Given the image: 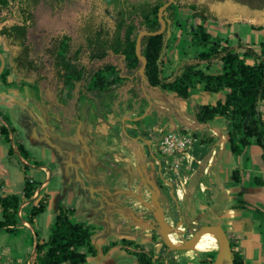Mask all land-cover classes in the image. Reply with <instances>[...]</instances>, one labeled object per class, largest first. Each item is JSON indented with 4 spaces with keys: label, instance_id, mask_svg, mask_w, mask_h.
I'll use <instances>...</instances> for the list:
<instances>
[{
    "label": "rangeland",
    "instance_id": "obj_1",
    "mask_svg": "<svg viewBox=\"0 0 264 264\" xmlns=\"http://www.w3.org/2000/svg\"><path fill=\"white\" fill-rule=\"evenodd\" d=\"M190 3H194L198 8H203V14L207 17V20L204 21L200 17L193 16V10L185 6ZM35 13L51 21L55 20L61 27L69 28L70 26V32L73 33L75 43L77 44L83 40L84 25H88L90 28L104 25L110 30H113L115 27L114 10L112 6L106 5L103 0H65L60 5H56L54 2L48 0H41ZM170 14L172 18V20L169 19L170 33L166 36L165 50L161 57L163 61V66L161 65L163 76L174 77L175 74H179L184 61L194 63H198L199 61L198 67L206 69V62L199 60L197 55L199 52L207 50L210 44L199 45L194 40L193 31L198 23H203L205 30L212 35V39L215 42H220L221 46L229 44L241 51L242 48L251 46L259 51L260 42H264V4L260 8H256L239 0H178L174 4ZM19 15L16 3L5 9H1L0 25L10 24L19 20ZM42 31L48 32L46 28L41 27L38 28L35 36L39 37ZM239 46L242 47L239 48ZM1 48L7 57L9 63L7 65L10 67V72L7 77L9 84L0 83V90L6 91L19 100L25 101L36 117H39L38 119H45L48 124H51V122L53 124V121H51L54 119L53 116L49 114L50 111H48L47 106L37 100L36 92L31 86L35 80H41V77L36 72L17 68L14 62V57L19 51V42L0 35ZM40 57H42L41 61L43 62L40 67L41 69H45V66L48 65V62L44 60L46 57L43 55H40ZM80 58L81 63H83L84 73L81 79L76 78L72 82V85H70V92L73 96L76 95L80 87L82 88L88 83L91 74L104 63L117 65L121 69L120 73L128 74L127 76H129L128 78H124L123 76L124 79L120 80L109 96L102 101L98 97L92 98L95 95L93 96L90 91L88 94L90 98L81 100L78 113L80 121L78 120L77 136L83 135L89 141L91 146V161L94 163L99 161L93 168L105 185L111 188L133 189L136 193L142 195L145 200L149 201L150 191L147 187H143L144 183L141 185L131 144L129 142L121 143L122 140H127L121 128L123 119L126 121V126L132 130L130 132L139 135V138L144 134V138L149 139L150 144L151 142L154 143L152 149H155V151L153 150V153H156L158 159L164 160L162 162L159 161L163 165L164 177L175 181V185L177 186L181 184L179 181L183 174V181L186 182L185 176L188 173H193L196 169L195 164L191 160V150L193 148H200L202 151L199 153L208 156L212 160V163L220 157L223 145H219V150L214 152L212 145L195 142L188 150L187 160L190 169L187 170L183 163L184 157L180 161L181 163H178L177 158L163 152L161 147V141L166 134L171 131L183 133L187 131L184 129V125L190 124L192 113V110L187 107L189 103H192V106L195 108L197 103L212 102L216 97L211 93L209 95L202 94V84H197V88L189 97L180 98L171 92H163L159 87L148 86L147 82L141 84L138 70H134V74L133 72H128L123 58L119 54L108 52L102 56H95L92 53H83ZM245 60L247 63L254 62V58L252 57H246ZM220 70V61L213 60L208 71L216 73ZM22 81L26 84L21 87L20 83ZM46 92L50 94L48 90ZM204 93L206 92L204 91ZM147 95L150 97L152 103L147 114L142 117V121L134 124L125 118L126 116L143 114L149 106ZM183 100H185L184 103L182 102ZM6 102L5 97L0 95V108L6 109L11 113L15 125L18 129H21L18 133L19 139H25V147L31 155L30 163L35 164L34 160H37L38 164L46 166L53 172L55 166L51 162V148H48L44 143L38 142L34 144L25 136L26 131L24 130L26 127L24 125L25 122L21 119V115L27 112L26 108L21 105L20 113L11 101L8 100L7 104L9 105ZM259 109L264 111V101L259 102ZM82 115H85L84 121L87 128H83L82 126ZM219 121L221 122L220 124L225 125L222 123L224 119L221 120L219 118ZM169 128L171 129L170 131ZM116 129H118L119 135L115 133ZM167 130L168 132H166ZM161 132L162 135L159 134ZM77 136L75 131H73L67 137V141H75L74 143H77ZM112 141L118 145L113 151L109 152L106 146L111 144ZM145 143L146 141H142L141 145ZM3 149L7 150L8 145L3 142L0 136V164H3L7 169V174H0L4 186L1 192L21 195L24 182L27 178L41 183L46 181L43 187L44 191L50 195L49 204L46 211L35 218L33 223V227L38 232L41 240H47L49 237L55 215L60 206L73 208L74 214L77 210L80 211L81 214L78 212L77 216H72V219L75 221L82 222L84 218H88L83 209L87 204L83 201V205L80 206L78 198L73 197L70 191L66 189V181L63 182L64 180L54 176V173L49 178V170L41 167H23L22 161H20L16 154L10 157L11 160L8 162L7 152H4ZM228 154L230 155L227 158L228 165H226L220 178L224 184L232 185L230 176L232 169L235 168L233 165L237 159L229 150ZM165 159H167V162H165ZM156 163H158L157 160ZM164 164L170 167L171 170L169 168L165 170ZM205 164V173L208 175L210 169L208 167L209 162L208 165L207 163ZM257 164L255 166L257 168L253 170V173H242L244 192H246V196L250 201L246 209L241 210L237 214L232 209L227 211L226 208L222 214L219 212L217 215L223 221L222 227L227 232L233 248L241 250L249 264H264V219L260 218L256 212L257 208L264 211V185L258 186L253 180L255 176H258L264 182V168L261 169L264 164L260 162H257ZM152 167L154 166L152 165ZM152 167L150 171L154 172L155 175L156 172ZM1 171L2 168L0 166V173ZM182 172L184 173L182 174ZM148 180L151 184H155L152 175H149ZM203 185L204 183L201 181L198 185L199 191H204ZM176 191L178 194V190ZM229 191L231 190L226 192L228 193ZM215 194V190H212V199L215 197ZM161 195V203L165 206L168 216L172 219V224H175L180 215L183 218V223L181 224L183 226L182 232H180L179 228L173 230L176 236L175 243H182L184 241L182 239L179 241V234L182 238H187L194 228L202 224H209L211 219L208 216H204V214H199L198 209H194L191 202L178 198V205H174V201L172 199L168 200L169 196L164 191L161 192ZM114 199L122 205L129 206L135 213H140L139 219L141 221L136 222L129 219L118 209H114V206L111 208L110 205H105L106 219L104 222L107 221L109 225L107 231L106 225L102 224V222L94 221L91 218L85 219L94 228L93 243L97 247H102L109 239L121 241V238H125L139 243L144 248L151 246L157 255L163 249V253L167 258L168 256H173L176 259H185L183 261L184 264H203L201 261H205V264H213L215 258H213L212 252H217L216 249L203 251L196 247H191L186 250H171L162 242L158 227L155 226L156 222L153 221L152 216L149 214L151 211L148 210L146 205H143L136 197L126 193H118L114 195ZM227 202V205L232 203ZM213 208L214 206H212ZM85 209L87 210V208ZM144 211L148 215L147 222L141 219ZM1 217L2 211L0 209V219ZM241 217L243 218L241 219ZM214 219L215 221L216 219L220 220L218 217H215V213H212V222H214ZM32 232L33 229L21 219L16 224V232L10 233L1 229L0 264H33V257L28 262L34 246ZM210 237H212V241H209ZM163 244L166 246L165 248H163ZM195 245L202 247L218 246L215 235L210 231L204 232ZM88 260L89 263L87 264H138L136 256L126 253L119 247H116L106 259L88 256Z\"/></svg>",
    "mask_w": 264,
    "mask_h": 264
},
{
    "label": "trees",
    "instance_id": "obj_2",
    "mask_svg": "<svg viewBox=\"0 0 264 264\" xmlns=\"http://www.w3.org/2000/svg\"><path fill=\"white\" fill-rule=\"evenodd\" d=\"M107 4H114L116 14L115 27L113 30L100 26L89 29V35L86 37L89 47L93 49L94 55L102 56L108 49L115 53L123 55L127 67L132 71L140 66V61L135 53L136 35L139 29L146 28L154 31L160 28L158 19V10L167 0H141L139 2H129L128 0H105ZM178 1V0H175ZM253 7L260 8L264 0H239ZM39 0H0V10L16 3L18 12L25 18H32V6ZM176 3V2H175ZM171 3L166 12H170L175 4ZM193 10V16L200 17L204 21L207 17L203 15V8H198L195 4L185 5ZM262 28V27H258ZM26 25L14 24L12 26L0 27V35L12 38L19 42L25 41ZM194 40L199 45L210 44L208 49L198 53L197 58L206 62V69L199 68L200 64L188 62L182 64L181 72L170 79L169 76L162 75V59L158 60L163 49L165 32L156 35H145L142 38V53L147 59L145 75L148 86L159 87L163 92H171L176 96L187 98L197 88V84H202L205 92L216 96L214 100L195 105V117L201 123L214 122L215 118L224 119L225 127L223 131L226 135V146L234 155H240L244 148L251 144H256L262 149L264 162V111L259 109V102L264 101V42H260V50L254 47H244L241 50L235 49L232 45H220V42L213 40L212 35L205 30L203 23H198L193 31ZM242 46H239L241 48ZM2 51V50H0ZM62 63L66 62V54L62 56ZM254 58L253 63H247L245 58ZM213 60L220 61L221 70L213 73L209 72V66ZM15 61L25 70H30L31 60L28 57V50L25 47ZM67 66V65H66ZM80 71V70H79ZM79 71L72 73L75 78L81 77ZM10 67L6 64L0 74V82L9 84L7 77ZM79 75V76H78ZM124 78L120 75L116 66L106 63L98 68L91 76L87 84V89L92 92L94 97H99L100 101L108 97L116 84ZM26 83L22 81V87ZM32 86V85H31ZM35 88V87H33ZM86 94L82 95V99ZM3 116L12 126L15 137L16 149L21 155L31 161L29 150L25 147L15 127L12 125L8 116ZM137 123V121H131ZM219 125V124H217ZM0 136L3 142L8 145V157L15 156L14 150L10 145L9 130L7 126L0 121ZM202 142L213 143L212 137H204ZM23 167L29 165L21 162ZM35 164L38 161L34 160ZM232 186L242 184V175L239 167H235L231 173ZM254 183L258 186L264 185L262 178L255 176ZM41 182L27 178L24 182L22 195L15 193L0 192V209L2 217L0 219V230L7 232H16V224L19 219H24L33 225L34 219L46 211L49 204L50 195L41 190L38 197L25 204L18 214L19 207L24 200L34 196L37 187ZM3 182L0 180V191ZM243 193L238 192L242 197ZM248 203L242 198L232 207L236 209H245ZM74 209L60 206L55 215L51 232L47 240H41L38 232H32L33 236L38 237V243L33 255V264H87L88 255L95 256L97 248L93 243L95 232L92 225L82 221H73ZM260 218L264 219V211L256 209ZM178 229V227H176ZM169 238L172 241L173 235ZM231 243V242H230ZM121 244L126 250L136 256L138 264H181L173 256L164 255L163 249L157 255L150 246L144 248L135 241L123 238ZM115 241L102 247V251L107 252ZM132 247L134 249H128ZM166 246L163 244V248ZM234 258L232 264H249L243 252L233 248ZM124 248V247H122ZM217 252H212L213 258ZM167 258V259H166ZM205 264V261H201Z\"/></svg>",
    "mask_w": 264,
    "mask_h": 264
},
{
    "label": "flooded vegetation",
    "instance_id": "obj_3",
    "mask_svg": "<svg viewBox=\"0 0 264 264\" xmlns=\"http://www.w3.org/2000/svg\"><path fill=\"white\" fill-rule=\"evenodd\" d=\"M40 1L41 0H39L38 3H36L34 6L31 7L32 8L31 10L33 12L32 18H25L22 15H19V20L14 21L10 24L0 25V27L12 26L14 24L26 25L25 41L24 42L18 41L19 42V51L14 57V62L16 63L17 68H22L19 66L18 62L15 61V58L19 54H21V52L24 51V49L26 47L28 50V57L32 63L30 69L33 72H36L41 77V80H35L34 83H32L31 85H32V87H35L34 90L36 92L37 100L41 104H44L47 106L48 111H50L49 114L51 116H53V118H54L53 120H51V121H53V124L51 122L52 125L48 124L45 119L44 120L38 119V121L33 120V124H30L31 117L27 113H22L21 119L25 122L24 125L26 127L24 131H28V129L31 126H36L37 130L41 134L44 133L43 130H46L49 132L50 135L52 134L53 136H59L60 138L67 140V137L69 135H71V133L73 131H75L76 136L78 134L77 133V125H78V120L80 121V117L78 116V113L80 110L81 100H83L85 98H90L88 95L90 91L87 89L88 83H86L82 88L80 87V89H79V91H77L76 95L73 96L71 94L70 85H72V82L74 80H76L75 76H73L72 73H75L74 71L77 72L80 70L79 72H80V74L81 73L82 74H81V77H79L77 79L82 78L83 73H84V68H83V63H81L80 56L83 53H93V51H94L93 49H91V47H89L88 41L86 39V37L89 35V32H90L89 29L93 30L94 28H98V27L104 26V25H98V26L93 27V28L88 27V25H84L83 26L84 34L82 37L83 40L77 44V43H75L73 33L70 32V29H69L70 26H69V28L61 27V25L56 23L55 20L51 21L50 19L44 18V16H41L40 14L35 13V10H36L37 6L39 5ZM48 1L54 2L56 5H60L65 0H48ZM103 1L106 3V5L112 6V8L114 10V8H115L114 4H107V2L105 0H103ZM122 1H125V0H122ZM128 1L129 2H139L141 0H128ZM175 2L176 1H174V3ZM190 4H194V3H190ZM167 13L168 14L166 15V17L168 19L172 20L171 14H170L171 11L167 12ZM157 16H158V14H157ZM113 17H114V20H116L115 10H114ZM160 26H161V23H160ZM41 27L46 28V30L48 32L42 31L41 34L39 35V37L35 36L36 32L38 31V28H41ZM163 32H165V37H164V41H165L166 36H167V30H164ZM137 34H138V32H137ZM5 38H8V37H5ZM0 50H2V48ZM1 52L5 57V65L9 64L6 55L4 54L3 51H1ZM108 52L115 53L111 49H108L106 51V53H108ZM39 54L46 57V59L44 58V60H46L48 62L47 63L48 65L45 64L46 65L45 69H41V67H40V65L43 62L41 61L42 57H40ZM63 54H66V62L65 63L61 62V60H62L61 56ZM116 54H119V53H116ZM119 55H121V54H119ZM95 56H97V55H95ZM121 56L123 58L124 65L127 68L128 72H133L134 70L131 71L127 67L123 55H121ZM185 62L186 61H184L183 63H185ZM104 64H106V63H104ZM109 64H112V63H109ZM112 65L116 66V68L119 70V73H120L121 69L115 64H112ZM102 66H100V67H102ZM46 67H47V70H46ZM100 67H98V68H100ZM56 69H58V71H56ZM92 74H91V76H92ZM133 74H134V72H133ZM120 75L122 77L124 76V78L129 77V76H127L128 74L120 73ZM176 75L177 74H175L174 76H176ZM139 76H140V74H139ZM139 78L141 80V76ZM171 78H173V77H170V79ZM90 79H91V77H90ZM90 79H89V81H90ZM7 81H8V79H7ZM0 83H3V82H0ZM141 84H142V80H141ZM46 90H48L50 92V94H47ZM84 94H86V95L83 96L84 98L82 99V95H84ZM92 98L95 99V97H92ZM105 98L106 97H104V99ZM0 111L5 116H8V118L11 120L12 125L14 126V120H13V116L11 115V113H9L6 109H3V108H0ZM136 116H139V115H136ZM81 117H82L81 122H83L82 123L83 128H87L85 125V121H84L85 115H82ZM128 117H135V116H128ZM129 120L130 121H137L136 124H138L142 121V118L129 119ZM125 123H126V121L123 119L122 120V126H124L125 131H123V129H122V131H123V133L127 139H129L130 137H133V136H139L137 134L130 132L131 129L128 128ZM122 126H121V128H122ZM49 129H50V131H49ZM83 131H84V129H83ZM79 132H81V131L79 130ZM159 134L162 135V132ZM80 136L83 140L79 141V143L81 146L84 147V154L85 153L89 154V156L91 157V146H90L89 141L87 139H85L83 135H80ZM142 137L139 138L140 143H142V141H145V139H147V138H144L145 137L144 134L142 135ZM67 142L72 144L75 141L74 142L73 141H67ZM77 143H78V141H77ZM70 144H69V146H71ZM153 144L154 143H152V142H151V144L150 143L142 144L144 151H145V155H146L145 162H146L147 170L150 171V168L152 167V165L150 164L149 160L153 159L154 171L156 172L155 175L153 174L155 185L158 187L159 191H161V192L164 191L169 196L168 200L172 199L174 201V199L171 197V190L173 189V192L176 194L175 181L169 180L168 178L164 177L163 165H162V163L158 162V161L162 162L164 160L158 159L156 156V153H153L155 151V149H152ZM69 146H66V147L68 148ZM146 147H147V150H146ZM75 148L77 149L78 147L72 146V152ZM61 153L62 154H58L57 152L51 151V154H52V157H51L52 161L51 162L54 163L55 168L60 170V173L62 174V172L64 170L63 169L64 165L69 164L70 157H69V155H67L68 154L67 151L63 150V152H61ZM91 160H92V157L90 158V163L92 165V170L95 172L93 167L95 166L96 163L92 162ZM156 160L158 163H156ZM165 162H166V160H165ZM159 163L161 165L160 170H159ZM164 168H165V170L167 168V166H165V164H164ZM70 172L72 174V178H71V181L66 184L67 185L66 189L70 191V193L72 194L73 197L78 198V201H80V199L81 200L85 199V200H83L84 203L87 204L85 207L90 208L92 206L93 207L95 206L97 208V212H95V214H93V216H90V217L94 221L98 220V221L102 222L104 220V218H103L104 214L101 213V209H99L100 201L94 200L91 197V192H90L91 183H90V181L87 179L86 175L84 174V172H82V170L79 167L77 168V172H78L79 176H81L84 179L83 183H82L83 185L80 184L79 181H77V175L75 172V168L70 170ZM95 176L98 177L99 174L98 175L96 174ZM67 180H68V177L65 181H67ZM99 180H100V178H99ZM65 181H63V182H65ZM105 186L108 188H111L107 185H105ZM143 187L144 188L146 187L145 184ZM161 196H159V200H160ZM89 202H90V204H89ZM160 203H161V200H160ZM174 203H175L174 205H177V203L175 201H174ZM161 205H162L164 212L166 214L165 206L162 203H161ZM90 212H92V211L90 209H88L86 211V214L90 215ZM99 213H101V214H99ZM98 214H99V216H97ZM149 214L152 216L153 221L156 222V219L154 220V214L152 212H150ZM177 215H178V213H177ZM147 217H148V215L146 214V211H144L141 215V219L144 222H147L146 221ZM179 218H180V216H179ZM155 226H158L157 223L155 224ZM101 227H103V226L101 225ZM122 239L123 238H121V240ZM108 241H112V239H109Z\"/></svg>",
    "mask_w": 264,
    "mask_h": 264
},
{
    "label": "water",
    "instance_id": "obj_4",
    "mask_svg": "<svg viewBox=\"0 0 264 264\" xmlns=\"http://www.w3.org/2000/svg\"><path fill=\"white\" fill-rule=\"evenodd\" d=\"M174 1L175 0H167L163 5H161L159 7L158 18H159V21L161 23V26L159 29L154 30V31H150L148 29L142 28L138 31V34L136 36L135 53H136V55L140 61L138 73L141 76L142 84H144V82H147V78L145 75V67L147 64V59H146L145 55L142 53V38L145 35L160 34L164 30H167V34L170 33L169 19L166 17V8L171 3H173ZM165 44H166V39L164 41L162 53H161L158 60H160L162 55H163V51L165 50ZM4 66H5V57L2 54V52L0 51V74L4 69ZM0 95L5 97V99L7 101L6 104L8 103V100L11 101V103L14 104L19 111L21 110V105L23 107H25L26 111H27L26 113H28V115H30V117H31L30 124H33V120L38 121V118L36 117L34 112L27 106L25 101L19 100L18 98L14 97L12 94L7 93L6 91L0 90ZM147 97H148V101H149V106L145 109V111L142 115L135 116V117L126 116L125 118H127V119H139V118H142L143 116H145L147 114L148 109L150 108L151 103H152L150 97L148 95H147ZM180 98H182V97H180ZM7 105H9V104H7ZM194 112H195V109L193 111V116H194V120H195L196 124H198V125L207 124V126H212V127L216 126V127H218L219 131L221 133H223V135H225L223 128L219 125H214L213 124L214 122H207V123L199 122L196 119ZM20 113H21V111H20ZM0 121L2 123H4L8 128L9 137H10V145L13 148L14 153L20 159V161H22L23 163H25L29 166L41 167V168H44L46 170H49V178H50L52 175V171L50 169H48L46 166H43L42 164H32L21 155V153L16 149V146H15L14 131L12 130L11 124L1 115H0ZM122 129H123V131H125L124 126H122ZM170 130L171 129L169 128V131ZM49 131H50V129H49ZM43 132L44 133L41 134L37 130L36 126H31L28 129V131L25 132V135L34 144L38 143V142L44 143L45 145H47L48 148H51V151L57 152L58 154H62L61 152H63V150L68 152L67 155H69L70 161H69L68 165H64V168H63L64 169L63 170L64 178H65V175H69L70 170L75 168V172L77 175V181L81 182L80 176L77 172V168L79 167L82 170V172H84V174L87 176L88 180L90 181V183H91V186H90L91 197L94 200L100 201L99 209H101V212L104 214V216H106L105 205L106 206L110 205L111 208H112V206H114V209H118L120 212L123 213V215H125L129 219H132L136 222L141 221L139 219L140 213H135L133 211V209H131L129 206L122 205L114 199V195H117L118 193H126L128 195H132V196L136 197L139 201H141L143 203V205H146L148 207V210L154 214L162 242L169 249H171V250L189 249L195 245V243L199 240V238L202 236V234L204 232L210 231L215 235V237L217 239V244H218V246L216 248L217 254H216V257L213 261V264H232L234 254H233V250L231 247L230 239L228 237L227 232L224 230V228L222 227V224L220 222H212L209 224H202V225L194 228L193 231L190 233L189 237L183 238L184 241L180 244H177V243L171 241V239L169 238V235H168L169 231L172 228H176V227L180 226L183 223V218H182V215H180V218L175 222L174 225H172V227H169L167 225L165 212H164V209H163V207L160 203V200H159V196L161 194V191H159L158 187L155 184L154 185L151 184L150 181L148 180L149 175H152V177L154 179V176H153L154 172L147 170V166H146V162H145V160H146L145 151H144V148L139 141L138 136L130 137L129 139H127V141L131 144L132 151L134 152V155H135V166H136V168L139 172V175H140L141 185H142V183H144L145 186L150 191L149 201L145 200L142 195L136 193V191H134L133 189L108 188V187H106L102 183V181H100L99 178L97 176H95L96 173L92 170L91 163H90L91 157L89 156V154H86V153L84 154V147L81 146L79 143V141L83 140L80 135L77 136L78 143L70 144L67 142V140L62 139L59 136H53L52 134L50 135L49 132L46 130H43ZM166 132H168V130ZM145 141H146V143H150L149 139H145ZM215 142L216 141H214L213 143H215ZM226 142H227V138H226ZM69 144L71 146H69ZM66 146H69V147L67 148ZM72 146H77L78 148L77 149L75 148L72 152ZM149 161H150V164L154 166L153 159H150ZM152 168H154V167H152ZM160 169H161V165L159 163V170ZM68 180L70 181V178H68ZM45 183H46V181H44L43 183H40V185L36 189L34 196L30 199L24 200L21 203L19 210H18L19 217H20V211L23 208V206L25 204L31 202L32 200H34L39 195V193H40V191L43 188ZM187 194H188V191L186 190L185 194H184V198L187 196ZM171 197L174 199V201L178 205L179 196L177 194V191L175 194L173 192V189H172L171 190ZM107 198H108V202H106ZM94 211L97 212V209H95ZM21 220L24 221L25 223H27L33 229V232L35 231V229L31 223H29L28 221H26L22 218H21ZM104 223L106 225V231H107L108 227H109L108 222L106 221ZM37 243H38V237L34 235V246H33V250L31 252V255L29 257V262L31 261L33 255H34Z\"/></svg>",
    "mask_w": 264,
    "mask_h": 264
},
{
    "label": "crops",
    "instance_id": "obj_5",
    "mask_svg": "<svg viewBox=\"0 0 264 264\" xmlns=\"http://www.w3.org/2000/svg\"><path fill=\"white\" fill-rule=\"evenodd\" d=\"M202 94H208L209 95V93H207V92L204 93V91ZM187 107L192 110V113H191V118H190V124L184 125L185 126L184 129L187 130V131H184V133L189 132V133L193 134L195 140L191 143V145L195 144V142H197L199 144L212 145L214 152L219 150V145L220 146L223 145V148H222V151L220 153V157L217 160H215L213 163H212V160L210 158H208V156H204V155L200 154L202 151L200 148H195V149L193 148L191 150V154H192L191 160L195 164L196 169L193 171V173H188L185 176L186 182L183 181V177H184L183 173L184 172H182L183 175L179 181L181 184L179 186L176 185V190H178L179 198H182L183 201L191 202L193 208L198 209L199 214H204V216H208V218L211 219L209 223H212V213H215V217L216 218L218 217L220 220L216 219V221H215V219H214V222H220L223 225V221H221V217L217 216L219 214V212L222 214L225 211V209L227 208L226 209L227 211L232 209L234 212H236L238 214L239 212H241V210L246 209V208L245 209H236V208L232 207L234 204L238 203V199L242 198L248 204L250 203V201L248 200V198L246 196V192H244V184H240L237 186L236 185L232 186L230 184L226 185L223 183L222 179L220 178L221 174H223V171H224L226 165H228L227 158L230 157V155L228 154L229 149L226 146V136L223 135V133H221L219 131L218 127H216V126L212 127V126H207V124H203V125L196 124V122L194 120V116H193L194 106H192V103H189V105H187ZM194 115H195V112H194ZM213 121H214V123H213L214 125H217L219 123V126L225 127V125L220 124L221 122L219 121L218 118H215ZM188 125H190V126H188ZM14 126L16 128V132L19 133V131H21V129H18V127L15 125V123H14ZM170 126H173V125H170ZM170 128H173V127H170ZM115 133L117 135L120 134L118 132V129L115 130ZM204 137H212L216 142L215 143L202 142L201 139H203ZM22 141H23V143H25V139H22ZM127 142H128L127 140L121 141V143H127ZM117 145H118L117 143L112 141L111 144L107 145L106 147H107V150L110 152V151H113V149H115L117 147ZM188 150L189 149H187L185 151V153H181L175 157V158H177V162L181 163L180 161H182L183 157L185 158V154L187 152L186 159H185V161H183V163L185 164L184 166L187 168V170L190 169V165H189V162L187 160ZM3 151L7 152L6 149H3ZM235 157L237 160H235L236 161L235 164L234 165L232 164V165L234 167L240 168L241 175L243 172L248 173V174L253 173V170L255 168H257V167H255L258 165L257 162L264 164L263 157H262V149L256 144H251V145L246 146L244 148V150L242 151V153L240 155H235ZM7 160L9 162V160H11V158L7 157ZM98 162L99 161H97L96 164H98ZM208 162H209V165H208ZM205 163H207L208 167H210V169L208 171V175H206V173H205V165H206ZM210 163H212V164L210 165ZM0 166L2 168V171L0 174H7V169L5 168V166H3V164H0ZM167 168H169V167H167ZM263 168H264V166L261 169H263ZM169 170H171V169L169 168ZM52 173H54V176H57V178H61L64 181L66 180L67 177L70 178V181H71V178H72L71 172H69V175H65V178H64V172H62V174H61L60 170H58L56 168H54ZM250 176H252V175H250ZM80 179H81L80 184H82L84 179L81 176H80ZM0 180H1V178H0ZM70 181L67 180L66 182L69 183ZM201 181L204 183V185H203L204 191L198 190V185ZM3 188H4V186L2 187V189ZM42 190L44 191V187L42 188ZM186 190L188 191V194L184 198V194H185ZM212 190H215V192H216L215 197L213 199H212ZM228 190H231V191H229L227 193L226 191H228ZM238 192L243 193L242 197L238 196ZM21 195H19V196H21ZM83 200H85V199H82V200L80 199V201L78 202L81 204L80 206L83 205L82 204ZM227 201H229V203L230 202H232V203L227 205V203H228ZM106 202H108V201L106 200ZM212 206H214L213 209H212ZM85 208H87V210L91 208V210H92V214H90L91 216H93V214H95L94 210L97 209L95 206L94 207L92 206L90 208L89 207H85ZM85 208H83L84 212L87 211ZM78 212L81 214V212L77 210L75 212V214L73 212L72 216H77ZM101 213H99V214H101ZM99 214L97 216H99ZM90 215H88V218H84L83 221L90 224V222L87 221L89 219ZM165 216H166L167 225L169 227H172V225H173L172 219L168 216L167 213L165 214ZM103 218L105 220L106 216H104ZM242 218L243 217H241V219ZM85 219H87V220H85ZM104 220L102 221V224H105ZM73 221H75V220H73ZM180 226H182V225H180ZM180 226H178L179 229H180ZM174 229L175 228H172L168 234V235H170V234L173 235V238H172L173 242H175V237H176L175 232L173 231ZM93 231H94V228H93ZM109 232H112V231H109ZM180 232H181V230H180ZM178 236H179V241H180V239H181L180 234ZM209 241H212V237L209 238ZM110 242L111 241H106V244H104L103 246L110 244ZM115 242H116V245L112 246L105 253L102 251L103 246L99 248L95 244V246L97 248V254L95 256L98 259H106L109 256V254L112 253V251L116 247H119L120 249H122L126 253H129L125 249L126 247L121 244V241H115ZM176 243L180 244L181 242H176ZM122 247H124V248H122ZM127 248L128 249H134L132 247H127ZM88 256H92V255H88ZM184 260L181 258L177 259V261H180L181 264H184L183 263ZM28 262H29V260H28ZM88 263H89V260H88Z\"/></svg>",
    "mask_w": 264,
    "mask_h": 264
},
{
    "label": "built area",
    "instance_id": "obj_6",
    "mask_svg": "<svg viewBox=\"0 0 264 264\" xmlns=\"http://www.w3.org/2000/svg\"><path fill=\"white\" fill-rule=\"evenodd\" d=\"M195 140L193 134L189 132H170L166 134L162 141V150L163 152H166L167 154H171L173 157H176L177 155L181 153H185V151L188 149V147L191 145V143ZM167 162V159H165Z\"/></svg>",
    "mask_w": 264,
    "mask_h": 264
},
{
    "label": "bare ground",
    "instance_id": "obj_7",
    "mask_svg": "<svg viewBox=\"0 0 264 264\" xmlns=\"http://www.w3.org/2000/svg\"><path fill=\"white\" fill-rule=\"evenodd\" d=\"M182 102L184 103L185 100H183ZM190 146H191V145H190ZM190 146L188 147V149L190 148ZM186 153H187V152H186ZM185 159H186V154H185L184 161H185ZM180 230H181V232H182V230H183V227H182V226H180ZM180 237H181V239L183 240V238H182L181 235H180ZM193 247H196V248H198V249H200V250H203V251H210V250H214V249L217 248V246H212V247H202V246H199V245H194Z\"/></svg>",
    "mask_w": 264,
    "mask_h": 264
}]
</instances>
